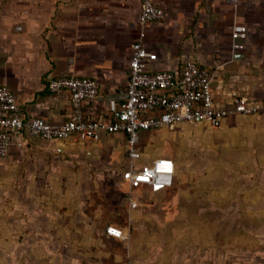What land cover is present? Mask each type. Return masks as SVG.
<instances>
[{
	"label": "crops",
	"instance_id": "obj_1",
	"mask_svg": "<svg viewBox=\"0 0 264 264\" xmlns=\"http://www.w3.org/2000/svg\"><path fill=\"white\" fill-rule=\"evenodd\" d=\"M153 1L164 18L147 28L148 71L195 61L212 73L216 105L245 97L258 111L230 114L219 129L197 121L142 131L136 167H176L173 186L155 194L130 187L124 134L92 142L15 133L0 157V264H264V0ZM142 3L0 0V86L25 118L60 124L73 111L70 93L51 92L49 81L94 79L85 115L112 120ZM238 25L248 34L234 49Z\"/></svg>",
	"mask_w": 264,
	"mask_h": 264
},
{
	"label": "built area",
	"instance_id": "obj_2",
	"mask_svg": "<svg viewBox=\"0 0 264 264\" xmlns=\"http://www.w3.org/2000/svg\"><path fill=\"white\" fill-rule=\"evenodd\" d=\"M163 18L164 12L153 0H143L139 36L131 46L125 100L121 108L113 113L112 120H95L85 115V104L94 101L99 92V84L94 79L63 76L49 81L51 92L64 90L70 93L73 111L60 124H52L42 118H25L15 94L6 86H0V157L7 155L14 134L22 131H29L47 141L64 140L76 135L83 141L95 142L103 134H124L132 163L127 172L130 187L145 184L153 194L172 187L176 174L172 161L157 159L146 166L136 167L135 161L142 158L139 150L142 131L197 121L219 129L230 114H252L258 109L245 97L234 99L232 109L216 105L212 73L195 61H187L181 72L166 70L150 73L147 62L153 56L145 43L147 28ZM247 34L248 29L244 25L233 27L234 49L243 48L237 40H246ZM132 206L136 207L137 203L133 202ZM106 233L125 239L123 230L116 226L108 227Z\"/></svg>",
	"mask_w": 264,
	"mask_h": 264
},
{
	"label": "rangeland",
	"instance_id": "obj_3",
	"mask_svg": "<svg viewBox=\"0 0 264 264\" xmlns=\"http://www.w3.org/2000/svg\"><path fill=\"white\" fill-rule=\"evenodd\" d=\"M171 147H173L171 143H168V144L166 143L165 144V149L166 150L171 149ZM173 148H175V146Z\"/></svg>",
	"mask_w": 264,
	"mask_h": 264
}]
</instances>
